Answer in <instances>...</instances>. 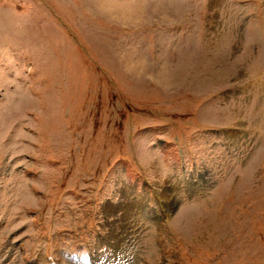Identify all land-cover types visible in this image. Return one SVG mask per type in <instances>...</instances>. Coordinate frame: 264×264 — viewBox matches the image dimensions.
<instances>
[{"label":"rangeland","instance_id":"374dc122","mask_svg":"<svg viewBox=\"0 0 264 264\" xmlns=\"http://www.w3.org/2000/svg\"><path fill=\"white\" fill-rule=\"evenodd\" d=\"M0 264H264V0H0Z\"/></svg>","mask_w":264,"mask_h":264},{"label":"bare ground","instance_id":"6f19581e","mask_svg":"<svg viewBox=\"0 0 264 264\" xmlns=\"http://www.w3.org/2000/svg\"><path fill=\"white\" fill-rule=\"evenodd\" d=\"M216 4H218V2Z\"/></svg>","mask_w":264,"mask_h":264}]
</instances>
